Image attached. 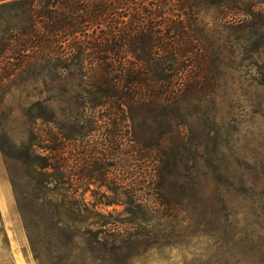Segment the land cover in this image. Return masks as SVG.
Listing matches in <instances>:
<instances>
[{
	"label": "rangeland",
	"instance_id": "rangeland-1",
	"mask_svg": "<svg viewBox=\"0 0 264 264\" xmlns=\"http://www.w3.org/2000/svg\"><path fill=\"white\" fill-rule=\"evenodd\" d=\"M189 4L194 14L184 23L196 49L174 79L179 97L131 106L127 128L100 119L96 131L75 135V78L33 76L0 97V264H38L28 230L41 264H264V0ZM40 134L48 146L66 143L56 147L65 178L88 188L89 207L116 225L124 238L116 250L95 249L72 230L49 234L54 211L36 205L32 190L44 178L21 148L47 155ZM104 139L113 145L99 155ZM4 184L10 203L1 202ZM104 184L125 185L134 203ZM138 194L159 204L141 222Z\"/></svg>",
	"mask_w": 264,
	"mask_h": 264
},
{
	"label": "trees",
	"instance_id": "trees-1",
	"mask_svg": "<svg viewBox=\"0 0 264 264\" xmlns=\"http://www.w3.org/2000/svg\"><path fill=\"white\" fill-rule=\"evenodd\" d=\"M191 1L195 0H0V97L17 81L33 76L43 83L47 77L51 81L75 78L81 109L70 117L81 126L75 135L83 134L85 127L87 132L96 131L100 119L127 128L131 106L171 104L178 99L174 79L183 75L185 57H195L196 36L185 25L194 14L187 9ZM138 3L141 6L135 8ZM164 69L170 73L163 75ZM36 139L44 141L41 134ZM46 141L36 145L47 155L34 154L30 144L21 148L29 169L44 178L32 190L36 205L54 211L49 234L72 230L80 238H91L95 249L116 250L124 241L116 225L102 221V215L89 207L84 198L88 188L73 187L65 178L64 152L56 147L65 148L66 143L48 146ZM118 143L121 149L122 141ZM101 144L99 155L108 151L106 144L113 145L106 139ZM108 174L103 172L101 177L109 178ZM104 185L125 204L134 203L125 185ZM139 197L135 200L141 222L159 204ZM105 235L117 237L107 242ZM34 237L28 230L32 252L41 264L39 241Z\"/></svg>",
	"mask_w": 264,
	"mask_h": 264
},
{
	"label": "crops",
	"instance_id": "crops-1",
	"mask_svg": "<svg viewBox=\"0 0 264 264\" xmlns=\"http://www.w3.org/2000/svg\"><path fill=\"white\" fill-rule=\"evenodd\" d=\"M4 188V195L1 196V202L3 203L4 200L6 199V202L7 203H10L11 202V193H10V188L8 186V184H4L3 186Z\"/></svg>",
	"mask_w": 264,
	"mask_h": 264
}]
</instances>
